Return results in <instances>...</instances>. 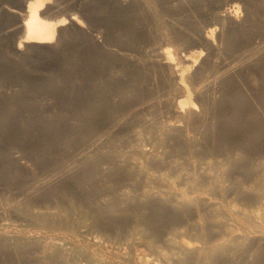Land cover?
<instances>
[{
  "label": "bare ground",
  "instance_id": "1",
  "mask_svg": "<svg viewBox=\"0 0 264 264\" xmlns=\"http://www.w3.org/2000/svg\"><path fill=\"white\" fill-rule=\"evenodd\" d=\"M142 4L153 10L151 0H142ZM247 5L242 21H235L232 14L223 18L222 14L217 18L220 28L215 25L204 30L199 37L206 48L199 43L195 50L183 49L189 42L187 39L183 48L177 43L178 49H172L177 35L162 30L155 37L160 34L163 45L148 49L150 53L146 51L149 70L139 61L140 66L147 68L148 71L141 67L146 73L136 70L130 76L125 74L129 79L122 86L120 81L113 83L112 76L106 79L102 75L111 83H95L94 89L89 81L93 91H88L91 96H85L90 98L85 99L81 90L76 91L83 97L78 95L75 99L79 98V102L84 99L81 101L86 111L83 117H78L80 124L74 130L67 128V124V127L61 124L34 128L37 134L54 138L55 143L61 140L71 144V152L62 155L70 160L33 163L25 166V171L12 166L0 168V178H10L14 185L10 195L0 197V264H80V258L89 264H110L97 259L99 256L84 255L68 239L46 235L55 232L68 238L92 232V247L104 250L117 264H264V0H249ZM45 6L44 0L28 3L27 15L20 21L23 35L18 49L63 39L58 28L66 20L56 23L45 20ZM122 11L118 9L119 21L127 24L132 16ZM71 20L81 26L76 17ZM227 20L231 22L229 25ZM114 39L112 42L117 41ZM144 39L146 43L147 37ZM62 54L68 52L62 49ZM145 54L142 55L147 60ZM224 58L229 60L228 65L223 64ZM221 59L225 67L220 66ZM94 61L101 63L102 59ZM61 64L67 66V62ZM95 65L97 69L98 64ZM111 66L109 71L113 70ZM135 67L131 71L139 69ZM63 71L67 73L68 67ZM242 72L248 73L247 80L246 75L244 79L240 75ZM98 76L90 75L103 81ZM157 80L167 99L159 96L156 102L148 94ZM44 81L40 80V86L52 87ZM53 82L50 80V85ZM122 87L129 96L142 92L144 97L149 92L147 99L138 103L140 112L148 111L145 114L153 116L148 117L149 121L140 117L143 123L135 121L143 124L142 130L136 127L139 131L131 128L130 132L128 124L123 126L124 115L120 119L115 114L114 108L118 107L113 104L116 106L113 108L109 95ZM8 118L0 121V157L5 152L2 145L9 144V129L20 134L22 144L31 135L21 133L22 127L12 125V117ZM121 129H129L124 136L130 138L125 139L122 134L121 139L118 136L116 139V135L123 133ZM146 142L159 147L160 152L148 148ZM29 146V150L40 149L34 143ZM39 170L44 173L38 175ZM14 187L17 193L12 195ZM11 217L20 222L18 226L30 227L28 231H21L20 227L17 232L15 229L9 232L18 224L10 221ZM80 226L82 229L89 226V232L83 229L85 232L79 233Z\"/></svg>",
  "mask_w": 264,
  "mask_h": 264
},
{
  "label": "rangeland",
  "instance_id": "2",
  "mask_svg": "<svg viewBox=\"0 0 264 264\" xmlns=\"http://www.w3.org/2000/svg\"><path fill=\"white\" fill-rule=\"evenodd\" d=\"M31 1L32 0H0V106H2V108L0 107V121H5L6 118L9 117L8 119H11L12 117L13 122H14V123L11 122L12 125L15 124L16 126L19 125L20 127H22L20 128L18 126L20 128L19 131L23 134H25V131L30 132L31 134L29 136L30 138L25 140L24 144H22L20 142L21 141L20 134H18L12 129H9V132H8L10 134L9 144L2 145V147H4L5 149V152L3 153L4 156L0 157V168L1 169H8L9 166H12L14 169L24 170L25 166H28V165L31 166L33 163L53 164L54 162H57L59 159L62 158L63 153H66L67 151L68 153L71 152L69 148L72 145L69 144L67 141L64 142V141L58 140L55 143L54 138H50V137L46 138L45 136H41L39 135V133L37 134L38 131H36L34 128H36L39 125L44 126V127L45 126L57 127L58 125H61V124L66 127L68 125L69 127L67 128L74 127L72 128L73 130L76 127H78V124H80L78 122L79 120L78 117H83L86 111L81 101L84 99H81L80 102L78 100L79 98L83 97L82 95H84L85 99L90 98L89 96H91V93L93 91L89 88L90 85H92L90 87L94 89L95 86L93 85H96V84L101 85L105 82L108 83L107 81L109 80H105V78L107 79L109 78V76L113 77V78L111 77L113 81L110 80L109 81L110 83L111 81L113 83L120 81L118 83L121 85L126 79H127L126 82L129 79V77L125 74H129L130 76L133 72L137 73L136 70H140L141 71V72L139 71L140 73L142 72L146 73V71L149 70L150 58L147 52L150 50L148 49L152 47L158 49L159 48L158 46L163 45V41L159 38L160 34L158 35V38L155 37L157 36L155 34L160 33L162 30H165L167 31V33L168 31H170L169 34L172 33L173 35H177L176 37L179 36V38L175 37V42L173 43V45L175 46L173 47L171 45V47H173L172 49L175 48V50L178 49L176 47L182 46L184 44L183 42H185L187 39H188L187 41L189 42L188 43L186 42V44H184L186 45L185 47L184 45L182 46V48L184 47L183 49L190 47L189 49L195 50L197 49V47H200V46H197L199 45V43L203 45L201 47L206 48L205 47L206 44L202 42L199 36H201L203 32H205L207 29H209L212 26L213 27L218 26V28H220V26L218 25L219 21L217 19L218 17H220L219 15L224 14V16H222L224 18L226 16H231L232 14L233 19L234 20L236 19L235 21L240 22L245 17L244 9L246 8V6H248L247 4L249 3V0L247 1L246 0L244 1L243 0H151L152 1L151 8H153L151 12L149 11L150 9L146 5L144 6V4H142V0H44V2L46 3V6L43 8V11L45 12V16H44L45 20L50 21L52 23H56L63 19L66 20L64 22L65 24L63 26H60L58 30L61 31V33L59 32L60 36L62 34L61 39L63 38L62 40H64L68 48L65 47V44L62 40H59L60 42L57 41L56 43L54 42L52 44H43V45L27 44L23 48L18 49L17 48L18 41L20 37L23 35V30L20 26V21L22 20V18L26 17L27 5ZM242 2H245V3H242ZM118 9L123 10L122 12H125L126 13L125 15L131 14L132 17H131L130 22H128L127 24H123L119 21L121 16L119 15L120 13L118 12ZM154 10L156 12H154ZM232 11H234V13H232ZM236 15H237V18L235 17ZM71 17H76L77 21L81 24V26L73 22L71 20ZM228 23H231V22L227 20L226 24ZM158 27H160V30ZM131 33L132 34L134 33V34L132 35ZM141 34L147 37L148 43L147 41L145 43L144 38L146 37L143 38ZM136 35L139 37H137ZM184 35H187V37ZM112 37L117 39V41L114 39L116 42L115 41L112 42V39H113ZM136 37L139 39H137ZM133 38H136L134 39V41L136 42L138 41V44L134 43ZM195 38H197V40ZM177 39H179L180 41L179 40L176 41ZM198 40L199 42H197ZM142 41L144 42V45ZM155 41H157L159 45ZM129 42H131L132 44ZM192 42H195V44ZM177 43H179L180 45L177 46ZM62 46H64L67 49L63 48ZM61 47L64 50V53L68 52V54L69 53L70 54L69 55L62 54ZM182 48H180L179 50H182ZM153 50H156V49H151V52ZM144 52L147 54V57H148L147 60H146V57L142 55V54H145ZM91 53L95 55H92ZM129 53H131L130 55H132L133 57L130 56ZM98 54H100L99 57L96 56ZM62 56L63 57L66 56V58H63ZM101 56L104 58H102ZM113 56H115V58ZM118 56L120 57L118 58ZM94 57H97L98 59H102L101 63L100 61L99 62L94 61V60H98V59H95ZM139 57L141 59H139ZM117 58L118 60L116 61L115 59ZM62 59L64 60L69 59V60L63 61ZM70 59H73V62L71 60V65L70 63H68L70 62ZM224 59H221L220 64L225 61L223 64L228 65L227 63H229L228 62L229 60L228 59L224 60ZM128 60H129V63H128ZM139 61L142 62V64H145L148 70L144 65L140 66L141 63ZM145 61H148V62H145ZM66 62H67V66H64V67L65 68L68 67V71L67 73L64 72L66 70L65 69L63 73L62 69H64V67L62 66L63 64L61 63H66ZM102 62H104L107 67H105V64ZM95 64H98L97 69H99L100 71L99 70L96 71L97 69L95 67L97 65ZM100 64L104 66L101 67ZM223 64H221L220 66L225 67ZM68 65H70L71 67H69ZM120 65H122V67ZM99 66L101 68H99ZM108 66L109 67L111 66L114 71L117 70L118 73L115 72V74H113L112 72L114 71L113 70L109 71L111 68H109ZM113 66L114 67L117 66V67L114 68ZM134 66L139 67V69L135 67L136 69L134 71H131V69L132 70L134 69ZM118 67L121 70H119ZM141 67H143L144 70L146 71H144L143 68ZM126 69L130 70L131 73L128 70L125 73L122 72L123 70L125 71ZM92 71L93 73H90ZM101 71H103L102 72L103 74L99 73ZM95 73H99L101 75L98 76ZM243 73L244 72H242L240 75L243 76V79L246 78L247 76L246 78L247 80L248 75L246 74L248 73H244V74ZM65 74L67 76H65ZM119 74L122 76H120ZM90 75L94 77L98 76L99 78H103V81L98 78H97L98 80L96 78H92L90 77ZM102 75H104L105 78L102 77ZM74 76L77 79L74 78ZM45 77L48 79L47 82H46V79H44ZM115 77H116V80H115ZM41 78H43V81L45 80L44 82H46V85H48L49 87L50 86L52 87L48 88L47 86H44L45 85L44 83H42L44 85L40 86L41 84L40 80L41 82H43ZM36 79L39 80L37 81V83L34 82L36 81ZM59 79L67 80V81L59 82L58 81ZM90 79H95L96 81L90 80ZM50 80L51 82L54 81L53 82V85L55 84L54 86L50 85L52 84V83H49ZM89 81L91 84L89 83ZM93 81H94V84H93ZM57 82L59 85L57 84ZM156 83L158 87H155ZM156 83H154L152 87L158 90H155L152 88L150 92L151 94L149 92H148L149 94L146 92L144 97H142L144 95L142 92H140L138 95L135 93L129 96V94L127 95L123 92L124 91L123 87L121 89H117V90H120L119 92L117 90L115 92L114 90V93H116L114 95L116 96H114L113 93H111L113 97H110L111 95H109V100L113 108L116 107L114 105H117L118 107V109L114 108V110L117 111L115 113L116 116L119 114L117 117L120 118L124 115V118L122 119L120 118V119L123 121V123L126 122L123 125L124 127L126 126V124H128L130 132L133 131V129L131 131V128H136V127H139L140 130H142L143 126L141 127V125L143 124L139 123L141 121L139 120V118L141 117V119L145 121V118H148L150 116V113L148 115L145 114V113H148V111L144 112L142 110V112H140L141 110L139 109L138 103H140L143 99H147L146 97L148 95H150L151 96L150 98L155 100L156 102H157L156 98H160L159 96H165L163 94L164 89L163 91H161L162 86H160L159 80H157ZM61 84H64V85L60 87ZM119 84L117 85V87H119ZM123 84H125V82ZM42 87L44 88L43 90H42ZM59 87L61 89H59ZM84 89L86 90V92ZM68 90L71 92H69ZM79 90H81L80 92L82 95L79 94V92H76ZM89 90H91L90 91L91 93L88 92ZM153 90H154V93H152ZM48 91H51V92H48ZM155 91L157 92L155 93ZM126 92L129 93V91H126ZM161 92H162L161 95L158 94ZM122 94H125V96ZM140 94L142 95L140 96ZM78 95L80 96L76 100L75 97H78ZM85 95H89V96L86 97ZM134 95L136 97H134ZM117 96H120V97L117 98ZM127 96L130 98H127ZM137 97H142V98H139V100H137L138 99ZM152 97H155V99ZM111 98H112V101H111ZM60 99L63 101H60ZM127 99H129L128 101L133 102V104L126 102ZM162 99L165 100L167 98L165 96V99L164 97H162ZM135 103H137L136 107L134 105ZM74 105L79 106V107L76 108ZM120 107L124 108V110L119 109ZM130 107H133V108H130ZM136 109H139V110H136ZM151 111L152 109L149 112ZM139 113L141 114L140 116L138 115ZM143 115L145 116L143 117ZM150 117L151 118L153 117L152 114ZM149 118L146 119V121H149ZM61 119L62 121H65L66 123H62ZM133 119H136V120H133ZM151 120L152 119H150V121ZM135 121H139V122H135ZM141 123L143 122L141 121ZM136 124H140V125L135 126ZM139 128H136L134 130L139 131ZM129 129H124V130L121 129L120 131H123V133L121 132L118 135H116V139L118 137H119L118 139H121L120 135L122 134L123 135L121 137L125 138L126 136L127 137L129 136L130 138V135H126V134H129V133H126V131H129ZM124 133H126L125 134L126 136H124ZM143 135H144V138H146L147 135L145 133ZM51 141H53V143ZM29 143L30 144L34 143V144L39 145L40 149L29 150L30 148ZM150 146L151 145H148L147 147L149 148ZM152 148H155L158 151L161 150L157 146L155 147L151 146L150 149L152 150ZM44 152H47V153L45 154ZM65 158L68 160L67 156ZM65 158H62L64 160H61V161H67ZM34 169L35 168L33 167V171ZM40 171L41 170L38 171V175L44 173ZM36 173L37 172H35V174ZM10 180H11L10 178L9 179L0 178V197L8 196L11 194L10 189L14 185L11 184ZM16 191L17 190L14 187L11 190L12 195H15L17 193ZM11 220L15 224L16 223L18 224L16 226H13L14 228L11 227L12 229L10 228L11 230L9 232L11 231L14 232L13 229H15V232H17L19 230L18 228L21 227V226H18L20 222H17L16 221L17 219L16 218L14 219L12 217L10 218V221ZM88 227L89 226H87L86 228L83 227V229L89 232ZM29 228L21 227L20 230L21 229L27 230ZM79 228L82 229L81 226ZM83 229L82 231L78 229L77 230L79 233L80 232L82 233V232H85ZM8 230L9 229H7L6 231L8 232ZM74 232L78 233L76 232V230ZM82 234L84 236H79V235L74 234L70 238L63 236L59 232H55L52 234L47 233L46 235L54 236V237L58 235L59 238H62L64 240L68 239L67 241L73 243L81 252H84V255L90 253V255L93 257L99 256V258L97 259L106 260L110 262V264H117L116 261L108 257L109 255H106L107 253L104 250H101L98 248L96 249V247H92L93 245L90 240V238H92L91 237L92 232H90L89 234L88 233H82ZM85 238L88 241L87 240L83 241L85 240ZM80 260H81L80 264H89L83 258H80Z\"/></svg>",
  "mask_w": 264,
  "mask_h": 264
}]
</instances>
